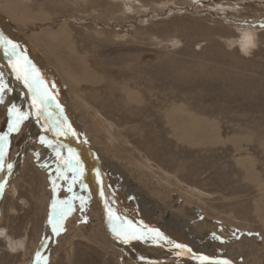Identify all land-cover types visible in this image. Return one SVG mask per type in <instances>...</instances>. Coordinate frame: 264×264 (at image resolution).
<instances>
[{"label":"rangeland","instance_id":"1","mask_svg":"<svg viewBox=\"0 0 264 264\" xmlns=\"http://www.w3.org/2000/svg\"><path fill=\"white\" fill-rule=\"evenodd\" d=\"M5 162L0 264H264V0H0Z\"/></svg>","mask_w":264,"mask_h":264},{"label":"bare ground","instance_id":"2","mask_svg":"<svg viewBox=\"0 0 264 264\" xmlns=\"http://www.w3.org/2000/svg\"><path fill=\"white\" fill-rule=\"evenodd\" d=\"M17 47V46H16ZM26 67V66H25ZM18 69V68H17ZM23 70V69H22ZM29 71V70H28ZM32 73V72H31ZM24 74V73H23ZM27 75L29 74V73H26ZM20 77V81L21 82H23V83H25L27 86H28V88H29V84H27V81H24V77L23 76H19ZM30 80H32V79H30ZM33 80H34V76H33ZM31 82V81H30ZM33 85V84H32ZM35 87V86H34ZM22 89L24 90V91H26L28 94H29V91H28V89L27 88H24V87H22ZM32 92V91H31ZM37 94V93H36ZM30 95H31V93H30ZM33 95V94H32ZM31 97H33V96H31ZM45 111V110H44ZM16 115V114H15ZM14 122H16V120H17V117L15 116L14 117ZM15 124V123H14ZM66 135V134H65ZM71 138V137H70ZM72 139V138H71ZM75 140V139H74ZM76 142V141H75ZM13 145V143H12V141L11 140H9V138H7V136L5 137V139H4V142H3V146H4V148L6 149V151L8 150H10V148H11V146ZM85 147V146H84ZM88 150H90V149H88ZM97 164V163H96ZM9 165H11V167L9 168L8 166ZM98 165V164H97ZM0 169H4L5 171H6V174H7V177L8 178H12V177H14L15 176V174H16V170H17V168L15 167V166H13L12 165V163H10V162H5V163H0ZM98 171V170H97ZM98 176V175H97ZM52 229V228H51ZM50 232H52V230H49V232H48V234L47 235H50ZM163 252V250L161 249V250H159V256L161 255V257L160 258H165V259H168L167 258V256H166V254L165 253H162ZM154 256V255H153ZM226 257V256H225ZM200 258V257H199ZM199 258H197V257H195L193 254H190V255H185V253L183 254V256H181V255H177V257L175 258L176 259V261H178L179 260V263H181V264H188V263H191V264H198L199 262H195V259H198L199 260ZM222 258H224V257H222ZM171 259H173V258H171ZM170 259V260H171ZM207 259H205V261H206ZM209 260V259H208ZM220 260V259H219ZM203 262V261H202ZM213 262V261H212ZM216 262H218V261H216ZM215 262V263H216ZM220 262H223L222 261V259L220 260ZM230 262V264H236L235 263V261H229ZM216 264H218V263H216Z\"/></svg>","mask_w":264,"mask_h":264},{"label":"snow or ice","instance_id":"3","mask_svg":"<svg viewBox=\"0 0 264 264\" xmlns=\"http://www.w3.org/2000/svg\"><path fill=\"white\" fill-rule=\"evenodd\" d=\"M15 47H16V45H13V48H15ZM8 167L10 168L11 165H9ZM3 188H4V186H3V185H0V195H2V193H3ZM54 207H55V205H54ZM53 230H54V231L56 230L55 227H54ZM133 238H135V237H133ZM125 239L127 240V238H125ZM177 247H179V245H178ZM37 256L39 257V253L37 254ZM202 259H207V257H204V258H202ZM218 264H230V262L227 261V260H225V261H223V262H218Z\"/></svg>","mask_w":264,"mask_h":264}]
</instances>
